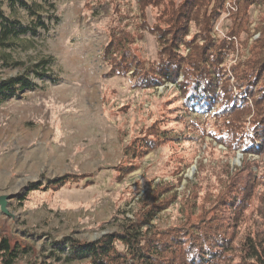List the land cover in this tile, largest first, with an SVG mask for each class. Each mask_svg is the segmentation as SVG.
<instances>
[{"label": "rangeland", "instance_id": "obj_1", "mask_svg": "<svg viewBox=\"0 0 264 264\" xmlns=\"http://www.w3.org/2000/svg\"><path fill=\"white\" fill-rule=\"evenodd\" d=\"M24 1L39 4L37 16L17 6L12 11L7 2L3 10L23 25L41 17L48 29L21 36L7 50L18 66L0 67V81L27 76L35 86L0 99V198H7L0 241L22 250L17 264L55 263L53 252L58 264H89V258L67 262L68 249L60 252L54 242L99 240L158 206L148 235L214 218L238 248L217 264H249L239 243L254 232L264 236V150L245 154L219 144L210 135L212 116L187 110L175 84L136 86L133 78L136 64L146 71L160 62L158 30L185 0ZM235 2L223 1L209 33L192 23L188 39L202 45L209 36L226 38ZM241 6L250 31L231 39L247 45L221 65L232 84L234 66L264 56L255 47L264 0ZM118 42L124 52L113 55L131 62L127 72H113L108 53ZM50 60L48 78L32 73ZM66 175L83 180L29 191L31 183Z\"/></svg>", "mask_w": 264, "mask_h": 264}, {"label": "trees", "instance_id": "obj_2", "mask_svg": "<svg viewBox=\"0 0 264 264\" xmlns=\"http://www.w3.org/2000/svg\"><path fill=\"white\" fill-rule=\"evenodd\" d=\"M223 1L185 0L181 6L173 8L170 17L168 15V27L158 30L160 62L146 71L139 69L140 66L136 64L133 78L136 86L156 87L165 82L175 84L182 91L187 110L197 114L206 112L212 116L216 130L210 135L219 144L231 149H240L245 154H258L264 150V56L255 59L251 64H239L238 68L234 66L233 84L228 73L221 68L230 54L247 45V41H240L237 45L231 38H238L241 33H249L248 17L242 12L241 4L253 0H236L237 10L231 15L232 22L226 38L212 40L209 36L203 40L202 45L198 44L196 37L188 39L192 23L202 28L200 34L210 32L211 18L215 16L214 13H220ZM6 2L12 11H15L17 6L26 9L32 16L38 15L36 8L40 7L36 2L29 5L24 0H0V67L18 66L7 50L13 48L21 36L30 34L34 37L38 35L40 28L48 29L41 17L32 26L23 25L16 17L7 16L3 10ZM211 10L213 12L209 15ZM260 31L261 37L255 41V47L264 48V27L260 28ZM113 49L114 51L108 53L112 59L113 72H127L132 67L131 62L128 64L124 54L121 63L118 56L113 55L115 50L122 51L119 42ZM185 50H188L187 54L184 53ZM52 61H42L35 65L36 69L32 70V73L41 79L48 78L47 71ZM181 76L183 81L178 82ZM29 88L35 86L27 76L0 81V99H10L20 90ZM82 180L77 176L66 175L53 179L46 185L31 183L29 191L58 189ZM251 192L252 188L247 194ZM235 197L233 202H237ZM155 208L156 210H149L141 221L126 224L122 232L105 235L90 242L67 238L54 242V245L63 253L68 249L67 262L89 258V264H217L221 260H228V253L237 248L233 241L213 224L214 218H203L189 227L174 228L162 233L154 232L150 236L145 226L155 219L156 211L161 207ZM239 250L246 255L249 264H264L262 233L254 232L248 235L240 241ZM21 254L22 250L13 249L8 239H1V264H17ZM52 255L55 263L42 258L31 264H58L61 259L56 257V252Z\"/></svg>", "mask_w": 264, "mask_h": 264}, {"label": "water", "instance_id": "obj_3", "mask_svg": "<svg viewBox=\"0 0 264 264\" xmlns=\"http://www.w3.org/2000/svg\"><path fill=\"white\" fill-rule=\"evenodd\" d=\"M6 197H1L0 198V205H1V207H2V209L5 211V207H6Z\"/></svg>", "mask_w": 264, "mask_h": 264}]
</instances>
